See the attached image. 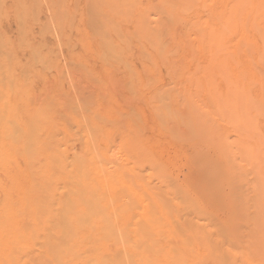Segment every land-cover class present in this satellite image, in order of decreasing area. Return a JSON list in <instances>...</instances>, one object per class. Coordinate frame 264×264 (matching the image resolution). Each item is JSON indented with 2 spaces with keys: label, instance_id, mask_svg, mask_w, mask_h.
Segmentation results:
<instances>
[{
  "label": "rangeland",
  "instance_id": "rangeland-1",
  "mask_svg": "<svg viewBox=\"0 0 264 264\" xmlns=\"http://www.w3.org/2000/svg\"><path fill=\"white\" fill-rule=\"evenodd\" d=\"M49 5L27 17L21 40L17 25L9 29L21 42L15 53L0 52V226L97 231L118 238L120 249L136 240L137 257L168 245L205 249L216 239L238 245L246 234L258 240L250 221L264 223V214L239 192L245 173L259 184L263 171L246 153L241 119L234 125L218 108L220 94L196 80L199 73L172 77L168 64L156 63V82L173 79L155 105L147 56L91 53L85 0H55L64 36ZM14 8L9 2V16ZM9 16L0 11L4 29ZM161 212L201 215L205 225L179 230ZM182 231L196 236L185 242Z\"/></svg>",
  "mask_w": 264,
  "mask_h": 264
},
{
  "label": "bare ground",
  "instance_id": "bare-ground-1",
  "mask_svg": "<svg viewBox=\"0 0 264 264\" xmlns=\"http://www.w3.org/2000/svg\"><path fill=\"white\" fill-rule=\"evenodd\" d=\"M47 1L59 24V7L55 0ZM9 2L15 8L6 22L7 29L0 24L2 53H15L21 44L8 35L9 29L17 25V39L21 40L29 22L27 17H37L44 9V0H0V11L7 16ZM85 5L88 51L98 55L147 56L155 105L165 100V85L170 84L175 73H184L188 80L199 73L196 80L223 98L218 108L231 113L234 125L241 119L246 153L252 156L254 166L262 168L264 180V0H85ZM43 26L42 32L49 34L50 24L45 22ZM59 26L64 36V23ZM48 47L51 54L56 52L54 42ZM30 49L38 51L34 44ZM156 63L168 64L172 76L168 83L155 81ZM215 75L222 77L219 83L215 82ZM228 169L222 167L221 174ZM248 176L256 177H250V173ZM152 178L156 179L154 168ZM245 181L247 187L239 193L252 196L251 205L264 214V181L249 182L246 173ZM219 182L217 178L214 185ZM231 209L236 211L234 205ZM170 215L160 213L166 217L165 222L179 230L199 226L202 229L205 225L201 215ZM250 223L257 228L254 231L262 233L256 241L246 234L238 245L220 244L222 241L216 239L214 245L205 249L168 245L143 249L139 257L134 250L136 240L120 249L118 238L109 235L106 240L97 231L0 226V264H200L198 256L202 253L211 261L209 264H264V223L257 219ZM225 227L217 228L222 235ZM182 232L188 233L182 238L185 242L196 236Z\"/></svg>",
  "mask_w": 264,
  "mask_h": 264
}]
</instances>
